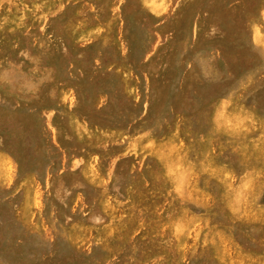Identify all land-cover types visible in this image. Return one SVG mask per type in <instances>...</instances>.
<instances>
[{"label": "rangeland", "instance_id": "obj_1", "mask_svg": "<svg viewBox=\"0 0 264 264\" xmlns=\"http://www.w3.org/2000/svg\"><path fill=\"white\" fill-rule=\"evenodd\" d=\"M0 264H264V0H0Z\"/></svg>", "mask_w": 264, "mask_h": 264}, {"label": "bare ground", "instance_id": "obj_2", "mask_svg": "<svg viewBox=\"0 0 264 264\" xmlns=\"http://www.w3.org/2000/svg\"><path fill=\"white\" fill-rule=\"evenodd\" d=\"M155 143H156V142H155ZM155 143H154V144H155ZM158 145H159V144H158ZM156 146H157V145H156ZM156 146H155V147H156Z\"/></svg>", "mask_w": 264, "mask_h": 264}]
</instances>
